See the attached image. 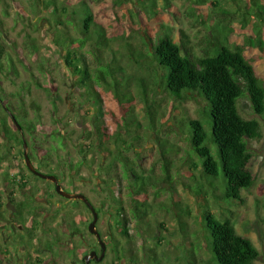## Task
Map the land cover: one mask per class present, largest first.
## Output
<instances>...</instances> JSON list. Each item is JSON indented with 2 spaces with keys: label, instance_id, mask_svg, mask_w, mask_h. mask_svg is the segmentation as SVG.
<instances>
[{
  "label": "rangeland",
  "instance_id": "374dc122",
  "mask_svg": "<svg viewBox=\"0 0 264 264\" xmlns=\"http://www.w3.org/2000/svg\"><path fill=\"white\" fill-rule=\"evenodd\" d=\"M60 2L68 4L67 0ZM81 2L100 27L99 35L95 33L87 38L71 29L68 31L76 39H85L82 54L90 70L105 64L119 67L115 73L121 84L118 90L128 95V100L119 101L114 89L106 85L97 89L99 102L76 88V77L67 70L54 46L56 34H62L65 29L56 30L51 9L41 0H0V35L17 72L8 79L0 78V97L6 102L9 93L26 85L31 77L25 67H30L35 84L31 85L30 97L25 98L24 110L29 120L37 121L36 136L42 138L41 144L39 141L31 143L28 135L13 127L0 104V120L7 117L11 134V138L6 137L0 124L2 263L84 264L83 257L90 251L99 253L95 236L88 230L93 218L85 204L60 197L51 188L54 186L51 182L35 178L25 166L24 153L40 173L61 178L57 163L47 164L48 145L44 141L46 138L51 142L46 136L59 128L64 138L58 153L67 163L62 168L65 176L60 186L68 193L84 195L91 203L97 214L95 229L106 246L104 259L95 264H127L117 260L114 241L136 254L134 264H206L209 253L201 227L204 210L221 220L230 218L236 232L250 239L259 251L260 258L255 264H264V116L253 112L248 99L238 102L240 115L246 120H257L262 133L260 140H248V149L253 154L249 168L254 175V185L249 192H243L245 203L228 206L208 194L206 188L202 189V195H196L194 187L200 167L189 144L192 132L182 123L202 121L205 103L193 99L176 102L170 98L154 76V66L149 71L140 61L143 59L135 55L141 39L147 38L145 31L153 39L157 33L166 31L177 43L182 31L196 55L205 52L212 36L222 39L227 35L231 46L242 50L264 84V20L257 22L249 0ZM218 9L228 13H220ZM241 15L245 17L243 28ZM70 16V20L75 18L74 14ZM161 25L163 28L157 27ZM255 28L261 35V48L256 44ZM95 47L100 52L94 51ZM113 57L116 65L110 62ZM41 61L45 71L40 73L37 67ZM115 78L107 80L112 84ZM32 104L39 106L37 113ZM97 105L102 110L100 125L95 121ZM103 126L107 137L99 138L96 129ZM86 130L92 134L90 140L82 138ZM20 141H25L26 148ZM82 158L83 163L74 172L72 168L78 166ZM122 161L137 174L151 177V185L135 197L144 206H139V218L131 222L127 240L114 228L111 215L114 209L106 211L108 192L104 184L106 180L118 185V197L125 211L133 206L128 196L129 182L123 178ZM108 172L110 177H107ZM13 175L23 180L22 189L17 182L11 184ZM10 198L22 205H11ZM7 204L16 214L12 218L14 231L2 221L9 217ZM25 211L32 212L25 224L28 231L17 228L23 219L20 214ZM197 242L201 245L199 249Z\"/></svg>",
  "mask_w": 264,
  "mask_h": 264
},
{
  "label": "trees",
  "instance_id": "16d2710c",
  "mask_svg": "<svg viewBox=\"0 0 264 264\" xmlns=\"http://www.w3.org/2000/svg\"><path fill=\"white\" fill-rule=\"evenodd\" d=\"M41 2L46 8L51 9L56 30L59 31V27L65 29L62 34L61 32L56 34L54 46L58 55L63 58L67 70L76 77V88L83 91L84 95L90 99L94 98L99 102L97 89L99 86L106 85L114 89L119 101L128 100L129 96L118 90L121 84H118L115 73L118 72L119 67L112 68L111 65L105 64L90 70L82 54V50L85 48V39H76L68 31L71 29L87 38L95 33L99 35L100 27L96 24L91 11L88 8V10L83 8L85 5L81 0H67L68 4L66 5L62 4L60 0H41ZM249 2L252 15L257 19V22H262L264 20V0H249ZM142 4L146 5L147 3L142 2ZM77 5L79 7H76ZM217 11L228 13L221 9ZM70 14H74L75 18L70 20ZM243 19L245 20V17L241 15L240 22L244 21ZM244 26L245 23L242 22L241 27ZM157 27L163 28L162 25ZM145 35L147 38L141 39V46L137 52L135 51V55L137 58L143 59L140 61L149 71H152L150 67L154 66V76L168 96L176 102L193 99L202 100L205 103L202 110V121L186 120L185 124L182 123L192 132H190L192 137L189 144L193 154L198 157L200 167L199 179L194 187L195 194L202 195V189L206 188L208 194L228 206L243 205L245 203L243 192H249L254 185V175L249 168L253 154L248 149V140H260L262 133L257 120H246L240 115L238 102L244 98L248 99L253 112L256 115L264 116V84L257 76L254 66L240 48L231 46L227 35H224L222 39L212 36L210 46L208 43V47L202 55H196L193 48L188 46V37L182 31H180L181 40L179 43L166 31L157 33L155 39L146 31ZM254 37L256 44L261 48L263 42L259 29L254 30ZM98 44L102 45V43ZM94 51L100 52V49L95 47ZM42 62L37 67L40 73L45 71ZM110 62L115 64L114 57ZM25 69L29 71L31 80L26 85H21L15 93H9L6 102L0 97V104L9 118L12 117L13 127L15 126L17 130L28 135L31 143L39 141L41 144L42 138L36 136L37 121L29 120L24 110L25 98L30 97L31 85L35 84L31 68L27 66ZM13 75L16 76L17 72L0 35V78L8 79ZM107 78H115L116 82L111 84ZM31 106L35 113L39 111V106L34 104ZM97 110L98 115L95 117V121L100 125L99 118L102 116L100 105H97ZM0 121L6 137L11 138L6 123L7 117ZM104 129V126L96 129L97 137H107L103 134V131L106 130ZM90 135L92 134L86 130L83 132L82 138L90 140ZM46 137L51 139V142H47L46 138L44 140L48 145L46 151L48 163H45L48 165L57 163V170L61 175L58 182L62 184L65 176L62 168L66 167L67 163L63 161L58 152L63 147L64 136L59 128H56ZM20 143L22 144L23 141ZM82 151L80 148V152ZM83 160L82 158L78 166L72 168L74 172L83 163ZM193 167L196 169L197 166L193 165ZM122 168L123 178L129 182L128 196L133 206L125 211L123 202L118 197V185L106 180L104 184L108 193L105 199L107 201L106 211L114 209V214L111 215L114 218L115 230L124 240H127L130 238L131 222L139 218V206H144V204L138 203L135 197L144 193L147 186L151 185V177L137 174L128 167V163L125 161H122ZM107 177H110L109 172ZM12 181L11 184L14 185L17 182L19 183L18 187L23 188L24 182L17 176L13 175ZM51 188L54 189V186ZM10 203L18 207L22 205V203H17L14 198H10ZM31 209L35 210L34 207ZM183 211L187 215L190 214L189 211ZM31 214V211L20 214V217L23 218L21 225L24 230L28 231L25 224L31 219ZM201 227L209 253L206 264H255L259 260V251L253 246L250 239L236 232L230 218L226 217L221 220L210 211L204 210L201 215ZM196 235L198 236V234ZM197 243L196 248L199 249L201 245L199 242ZM47 247L50 249V244ZM114 251L118 261H125L127 264L137 262L136 254L116 241H114ZM0 264H3L1 259Z\"/></svg>",
  "mask_w": 264,
  "mask_h": 264
},
{
  "label": "water",
  "instance_id": "95a60500",
  "mask_svg": "<svg viewBox=\"0 0 264 264\" xmlns=\"http://www.w3.org/2000/svg\"><path fill=\"white\" fill-rule=\"evenodd\" d=\"M12 119V117H11ZM15 123V122H14ZM23 145L24 148H26L25 145V141H23ZM24 159H25V166L27 167V169L36 177L42 179V180H46L49 182H52L55 185V192L61 196L64 199L67 200H76V201H81L85 204V206L92 212V216H93V220L92 222L88 225V230L89 232L94 235L96 237V239L98 240V244L100 246V255H97V253L95 251L90 252L87 256L84 257V262L85 264H89L91 260H93L96 263H99L103 260L104 256H105V251H106V247L104 242L101 241L100 239V235L99 233L96 231L95 229V223L97 220V214L94 212L93 207L91 205V203L87 200V198L82 195V194H76V193H68L65 192L61 189L60 184L58 183V180L55 176L52 175H44L38 171H36L34 169V167L31 165L28 156L26 155V153H24ZM8 210H10V207H7Z\"/></svg>",
  "mask_w": 264,
  "mask_h": 264
},
{
  "label": "flooded vegetation",
  "instance_id": "af4514ba",
  "mask_svg": "<svg viewBox=\"0 0 264 264\" xmlns=\"http://www.w3.org/2000/svg\"><path fill=\"white\" fill-rule=\"evenodd\" d=\"M32 165V164H31ZM33 166V165H32ZM34 167V166H33ZM27 168V167H26ZM34 169L36 170V168L34 167ZM29 171V170H28ZM36 171H38V170H36ZM30 172V171H29ZM39 172V171H38ZM31 173V172H30ZM32 174V173H31ZM43 174V173H42ZM33 175V174H32ZM44 175H47V174H44ZM34 176V175H33ZM53 176V175H52ZM35 178H38V177H36V176H34ZM57 178V177H56ZM40 179V178H39ZM42 180V179H41ZM58 180V179H57ZM46 181V180H45ZM49 182V181H48ZM52 183V182H51ZM53 184V183H52ZM54 185V184H53ZM61 189H62V187H61ZM63 190V189H62ZM54 191H55V185H54ZM64 191V190H63ZM66 192V191H65ZM56 193V192H55ZM57 194V193H56ZM58 195V194H57ZM61 197V196H60ZM7 207H9V205L7 204ZM6 207V208H7ZM11 210V209H10ZM10 210H7L8 212V215H9V217H8V219L7 220H2L4 223H5V225L6 226H8L10 229H11V231H14V229H15V224H14V219H12V218H14L15 216L14 215H16L15 214V212H14V210L13 211H10ZM19 212H17V214H18ZM26 226V225H25ZM17 228H19V229H21L22 231L24 230L23 229V227H22V225H21V223L19 224V225H17ZM27 231V230H26ZM95 239H96V237H95ZM101 239V238H100ZM96 241H97V244H98V240L96 239ZM102 241V240H101ZM98 246H99V244H98ZM106 247V246H105ZM99 248H100V246H99ZM90 252H92V251H90ZM89 252V253H90ZM96 253H97V255H100V252H101V250L99 249V253L97 252V251H95ZM88 253V254H89ZM85 256H87V255H85ZM84 256V257H85ZM84 257H83V263L85 264V262H84ZM104 259V258H103ZM96 263V262H95ZM94 263V261L93 260H91L90 261V263L89 264H95Z\"/></svg>",
  "mask_w": 264,
  "mask_h": 264
}]
</instances>
